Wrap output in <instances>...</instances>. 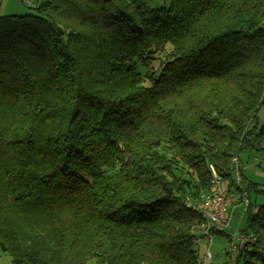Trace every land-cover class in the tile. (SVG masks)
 I'll return each instance as SVG.
<instances>
[{"label":"trees","instance_id":"obj_1","mask_svg":"<svg viewBox=\"0 0 264 264\" xmlns=\"http://www.w3.org/2000/svg\"><path fill=\"white\" fill-rule=\"evenodd\" d=\"M163 1L42 0L0 15L10 263L198 264L209 165L228 179L254 146L264 0ZM243 232L257 240L242 264H264V204L249 203Z\"/></svg>","mask_w":264,"mask_h":264},{"label":"rangeland","instance_id":"obj_2","mask_svg":"<svg viewBox=\"0 0 264 264\" xmlns=\"http://www.w3.org/2000/svg\"><path fill=\"white\" fill-rule=\"evenodd\" d=\"M42 0H0V15H22L34 12V5ZM152 6L158 7L165 4L163 0H150ZM253 126V127H252ZM264 103L259 105L256 118L251 122L253 129V147H244L238 156L241 167V189H236L238 183L233 173L225 180L226 184L232 183L230 187L233 198L230 210V220L224 231L213 232L210 237H202L199 230L193 228L198 236L194 247L197 251L198 264H242L248 253L239 255V251H233L232 244L236 243L246 228L247 206L242 199L248 198L251 211L255 212L257 207L264 204V193L258 191L264 188ZM262 129V134H258ZM258 134V135H255ZM250 184L253 189L249 190ZM208 252L210 255H208ZM250 258V257H249ZM254 261V259L252 258ZM10 262L8 255L0 251V264ZM86 264H95L94 260ZM255 264H261L256 262Z\"/></svg>","mask_w":264,"mask_h":264},{"label":"built area","instance_id":"obj_3","mask_svg":"<svg viewBox=\"0 0 264 264\" xmlns=\"http://www.w3.org/2000/svg\"><path fill=\"white\" fill-rule=\"evenodd\" d=\"M211 171V184L209 191L202 195V201L199 206L202 211L203 220L201 223L195 226L199 230V235L202 237L209 238L211 233L224 231L230 220V210L232 196L229 184H226L225 178L216 172L212 165H209ZM238 183L237 188L241 189V167L238 157L232 158V172ZM243 204L248 206L250 201L248 198L244 197L242 199ZM257 238L254 234L243 232L239 237L238 241L232 244L233 251H240L244 248L245 244L248 242H254ZM246 248H251L248 243ZM208 255L210 253L208 252ZM12 264V263H6Z\"/></svg>","mask_w":264,"mask_h":264},{"label":"crops","instance_id":"obj_4","mask_svg":"<svg viewBox=\"0 0 264 264\" xmlns=\"http://www.w3.org/2000/svg\"><path fill=\"white\" fill-rule=\"evenodd\" d=\"M39 2V1H38ZM232 207V205H230V208ZM218 232H220L221 233V231H218ZM6 264V263H5Z\"/></svg>","mask_w":264,"mask_h":264}]
</instances>
